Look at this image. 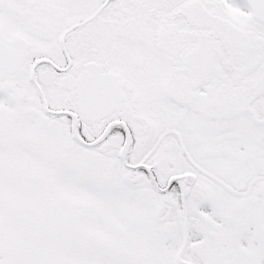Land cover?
<instances>
[{
	"label": "snow or ice",
	"instance_id": "6c2138e0",
	"mask_svg": "<svg viewBox=\"0 0 264 264\" xmlns=\"http://www.w3.org/2000/svg\"><path fill=\"white\" fill-rule=\"evenodd\" d=\"M0 264H264V0H0Z\"/></svg>",
	"mask_w": 264,
	"mask_h": 264
}]
</instances>
